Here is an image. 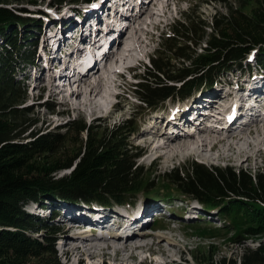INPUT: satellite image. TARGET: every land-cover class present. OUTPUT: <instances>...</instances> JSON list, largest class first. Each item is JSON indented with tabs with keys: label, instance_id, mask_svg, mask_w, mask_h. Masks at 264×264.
Wrapping results in <instances>:
<instances>
[{
	"label": "trees",
	"instance_id": "trees-1",
	"mask_svg": "<svg viewBox=\"0 0 264 264\" xmlns=\"http://www.w3.org/2000/svg\"><path fill=\"white\" fill-rule=\"evenodd\" d=\"M14 1L23 0H0V264H61L54 239L42 242L29 235L40 222L26 208L50 198L81 196L125 204L139 196L160 193L193 196L215 201L231 226L217 230L233 231V241L264 238V168L252 174L231 166L210 169L193 163L151 181L154 172L145 173L144 167L137 165L141 154L128 149L126 141L137 127L130 120L104 134L91 130L83 121L66 125L70 133L37 130L39 120L29 119L32 111L21 108L28 87L19 80L18 72L34 62L38 44L36 39L32 42L35 36L31 29H40L41 21L23 17L19 14L23 10L9 8ZM215 1L223 3L227 15H215L207 23L196 10L183 12L170 27L171 33L162 36V52L155 54L152 68L138 86V94L143 95L146 105L154 106L152 109L169 99H184L204 85L211 86L226 70L242 67L252 48L260 47L259 59H263L264 0H257V8L250 14L242 9L251 0ZM199 44H207L203 52L191 47ZM47 107L55 110L52 104ZM84 133L88 139L71 151L73 155H67L75 134ZM71 169L70 175L55 178ZM56 233L52 231V236ZM194 259L200 261L198 256ZM240 260V264H264V242L256 250L245 249ZM216 264H238V260L227 263L223 259Z\"/></svg>",
	"mask_w": 264,
	"mask_h": 264
},
{
	"label": "rangeland",
	"instance_id": "rangeland-1",
	"mask_svg": "<svg viewBox=\"0 0 264 264\" xmlns=\"http://www.w3.org/2000/svg\"><path fill=\"white\" fill-rule=\"evenodd\" d=\"M54 1L55 0H23L21 3H15V1H14L13 4L10 5L9 8L17 9V10L19 9V10L25 11L23 13L21 12V14L24 17H30V16H32V14H40L41 17L45 20V24L41 28L40 33H43V31H46L48 37L52 36V34L57 33L56 34L57 38H59L60 33L65 32L67 34V32H69L70 30L75 32V30H76L75 26H73V25L69 26L70 29H66V27L68 26L69 22H71V20H74L76 24L82 23L83 20L80 19V17H79V15H81V13H83V17L87 21L89 17L94 18L96 16L95 13H98L99 10H101V11H99L101 13V15L104 14L102 12V10H104V12L106 13L105 9L108 11V8H109V6H107V4H106L107 2H110L111 6H113V3H114V0H104L102 2H101V0H92L93 2H91V3H87L86 0H84V2H81V1H83V0H81L78 3H75L73 0H66L65 2H62V3L54 2ZM256 2H257V0H251L249 3H247L245 9L244 8L242 9V11L244 13H247V14L254 12V10H256V8H257V7H255V5H258V3H256ZM259 5L262 6L263 3L261 2V3H259ZM94 7L96 8V10L94 12L93 11H89V12L87 11L88 9H92ZM164 7H165V2H162L160 5V8L163 9ZM144 8L147 9V6ZM166 10L168 11V14L167 13L164 14V16H163L164 18L159 16L158 14H154V18L152 19L153 22L154 21H156V22L162 21V23L159 25H156L155 28L148 26V24L145 22L146 25H144L143 28L145 27L150 31V32H148L145 30V32L142 33L145 42L142 40L143 39L142 36H141L142 38H140V36H138L139 34L138 35L136 34V36L131 37L130 40L133 39L132 43L134 45H136L137 47L134 50L135 52L133 51L134 54L132 53L133 58H134L132 63H127L126 65L137 66V63H138L137 59L138 58H141L142 61H144V56L146 54L152 55L155 51V48L162 50L163 39L160 36L163 33H168L170 27L174 24V21L176 19H181V17H182L181 12L189 13L191 10H196L198 17H201L207 23H210L212 21L213 17H215V15L221 14L222 16H225L228 14V9H226V7L223 5V3L222 2H216L215 0H170L167 4ZM166 10H164V13ZM153 11L157 12V13H161V11L159 9H155ZM151 14H152L151 10H146L143 18H145V20H147ZM149 22L151 23V21H149ZM99 24L100 23L98 22V25ZM151 24H153V23H151ZM98 25H97V27H98ZM140 28H142V27H140ZM156 29H158V31H156ZM143 31H144V29H143ZM209 31L210 30H208L207 33ZM147 33H150L151 36H149V35L147 36L146 35ZM44 34L45 33H43L42 36H38L39 37L38 41L40 43H42V38H43ZM33 35H36V34L33 33ZM67 35H69V34H67ZM32 41L35 42V39ZM49 42L50 41H47V43H49ZM22 43H24V42H22ZM84 45H87V43H85ZM124 47L126 48L128 46H124ZM191 47L194 48V50L197 52H202L207 47V44L206 45L201 44L198 46H191ZM258 49L259 48H257V50ZM160 52H162V51H160ZM42 59L43 58L40 57L39 61H41ZM51 65L53 68H56V66H58L57 64H54V63H51ZM144 65H147V64L145 63ZM186 65H188V64H186ZM121 67L122 66H119L116 68H121ZM147 67L148 66H146V69H145V67H139V70H137L135 73L138 76H140V78H144L145 76H143V74H146L147 69H148ZM39 72L42 75L41 76L42 78L40 80H37V78L34 76V70H32V69L30 71H26L25 74H22V75H25V85L28 87V89H27V94H26L27 99H26L25 103L21 106V108H23V109L27 108V109L32 111L31 115L28 117L29 119L39 120L40 124L38 125L37 130L43 129V131H47L50 129L53 132H56L58 130V132L61 131V132L65 133V132H69L65 128L66 125L70 126L73 122L83 121L87 124V126L91 130L94 129L96 132H100V133L104 134L106 132V130H112L115 127L119 126V124H121L123 121L128 119V117L131 113L136 112V109L138 110L137 105L135 104V102L132 99H130L128 97H124L125 102L122 106L123 107L122 108V114H119L114 118H112L111 116H106L107 114L106 115L100 114L96 117L93 116L97 120L95 122H92L93 125H90L91 120L93 119L91 116V109L90 108L88 109L85 105L84 106L81 105L80 110H74L73 109V106H72L73 103L72 102H75L78 100H77V98L72 99L70 97V87L63 88V87H60V85L56 84V86L54 88L55 91L51 90V94H53V95L48 100V97L50 96L49 89H51V86L47 82L48 81V77L46 75L47 72H46V70H44V71L41 70ZM116 79H118V76L115 72L109 75V80H110L109 84L110 85H109L108 92H107V96L109 97V99L111 97H113V96L109 95V91L113 92L114 90H116L118 88V84L120 83V82L114 83V81ZM119 81H121V80H119ZM255 81L256 82L253 84L254 87H259L260 89L264 90V83H262L263 79L258 77ZM94 82H95V80H94ZM123 82H124L123 85L128 84V85H125L126 88H123V90L127 92L128 90H130V88H129L130 87L129 84H131L130 79L128 77H124ZM218 90H220V86L215 87L212 91H203L202 93H206L208 95H211L213 93H217ZM239 90H241V89L239 88ZM235 93H236V97L233 98V96H231L229 98L228 102L236 105L238 92H235ZM129 95H131V94H129ZM243 95H244V93L242 94V96ZM39 97H42V99H39ZM137 97L139 98V95H137ZM82 99H83V97H81V101H82ZM67 100H68L69 104L68 103L65 104ZM173 102H175V101L171 100V99L166 101V102H163V103H161L159 109H156V110L152 109V108H154V106H152V108H151L149 105L143 104V107L141 108L142 110L141 109L139 110L140 115L143 117L141 119H140V117H138L136 119V121L138 122L139 120H143L144 118L147 119L145 117L147 111L159 112V111H162L164 109L162 112L163 114H173V111L178 108L176 105L175 106L173 105ZM218 102H219V99L215 102V105H217ZM48 103H52V105L55 106V110L53 112L50 111L49 108L47 107ZM187 104L189 106H192V101L190 100ZM224 104L226 107V103H224ZM108 105H109V103H108ZM108 105H106L104 108L107 109ZM218 106H220V104H218ZM225 107H223V109H225ZM130 108H132V110ZM160 108H161V110H160ZM185 108L188 109V106H185ZM157 114H159V113H157ZM187 114H188V111H187ZM157 116H158L157 122L160 123V119L162 118V115H157ZM159 116L161 117L160 119H158ZM178 116H181V114H177L176 117H178ZM246 116H248V114ZM153 123H154V119H153ZM163 125L164 124H161L162 127H163ZM147 128L148 127H145L141 131L138 128L139 130H137L135 133L130 135L131 137L128 138L126 143L128 144V149L130 151H133L134 154H142L143 158H141L139 160V165L144 167L145 173L148 171L154 172V173H152L153 176L151 178H153V179L151 181H153V180L157 181L158 179L161 180V178L163 179L165 174L172 171V169L178 168V169L184 170V169L188 168L190 165H192L193 163L205 164L208 167L232 166L236 170L241 169V170H244L245 172L246 171L251 172L252 174L257 173L258 171H260L264 168V145H263L264 143L258 144V142H261V141L264 142V137L263 138L260 137V133L258 134V128L257 127H254L255 129L253 130V134L255 135V137H253L254 139L251 136H248L250 133H249V131H247V133H249V134L244 136V140L241 143L239 151L230 152L229 150H227V149H229V146L227 148V145H220L219 144V146L217 148V145L213 144L212 146H210V143H208L207 147L204 148V153H206V157H205V155H200L201 153L199 155L193 154V153H198V151H196L197 150L196 147H192L190 149H187L184 146L181 147L179 145L181 143V141H180V143H178V142L173 143V144L171 143V145H169L170 148H158V150H156L158 144H165L166 143L165 138L162 136L160 137V135H159V137L143 136L142 133L147 131ZM185 128L186 127L184 126V129ZM149 129H151V128H149ZM259 129L264 131L262 126H260ZM70 132H71V130H70ZM155 132L156 133L164 132V129H156ZM209 133H214V132L207 131L206 135H208ZM201 135H203V138L206 136L205 134H201ZM73 136H74V134H73ZM141 136L145 139L146 143L148 142V140H150V141L154 140V144L152 145L151 148L149 147V149L148 148L145 149L146 145L143 142ZM150 137H152V138H150ZM189 138L191 140L190 142H192V141L198 142L200 139L199 136H196V137L190 136ZM87 139H88L87 133L81 134V136H78V137H76V134H75L73 144H72V141L69 142V144H68L67 148L70 151L67 152V155H69V154L73 155V153L71 151L74 149H78V146L81 143V141H83V140L86 141ZM28 141H25V142H28ZM254 141H255V143H254ZM250 143H253V146ZM166 144L168 145V143H166ZM232 144L236 146L235 142H233ZM178 146H180V147L178 148ZM212 147H214L215 150H217V152L213 156L215 158V160L212 159L210 153H207ZM261 147H263V151L258 152L257 149H259ZM139 149H142V150L145 149L144 150L145 153H141V151ZM173 149H175V151H171ZM202 150H203V148L199 149L200 152H202ZM252 150H254V151H252ZM221 152L223 154H221ZM238 153H239V156H238ZM158 156H162V158L158 159ZM244 157L247 158L248 160H246ZM156 159H158V160H156ZM173 159H174V161H173ZM155 163H157V164H155ZM72 171H73V169L65 171V172H59L57 175L55 174L56 175L55 178L59 179L61 177H65L66 175H70L72 173ZM143 178H145V176ZM160 188L161 187H157V189H159L161 191L162 189H160ZM162 194L163 193H160V195H162ZM57 203L58 202H53L52 205H58ZM26 211H27V213H30V211H31V213L32 212L33 213H39L40 212V210L37 209L36 207H30V206L26 208ZM40 213L42 215L49 216L48 214L50 212L47 211L46 213H43V212H40ZM211 214L212 215H209L206 213L201 214L203 216V218H205V220L208 222H205V221H203V222H192V220H190V219H186V218L184 219V215L182 213H177L176 216L173 215V217L179 219V220H176L177 224L175 225V227H178L179 229L173 230V231L171 229H173L174 226H171L168 223L151 224V228H153V229L154 228L156 229V227L157 228H163L165 230L170 229V231H168V232L163 231V234L165 237H167V238L169 237V241H170V239H171V241L175 240L174 242H176L178 244V247L173 250L170 257L162 256L157 250L158 247H154L153 250H151V251L149 250L150 252L144 251L143 254L135 252L137 255L136 259L129 260L128 256H127L124 259L127 263L124 262L123 264H140V262H142V260H144L145 258H146L145 260L147 261V263H145V264H172V263H177V264H211L213 262H215V264H216L217 262H220L223 259H227V263H230V261H236L237 262V260H238V264H240L241 263L240 257L244 253L245 249H247V248L252 249V250L257 249L259 247V244L261 242H264V238H262V237L243 238L239 243L236 241H233L232 240L233 235L230 234L233 231H231V232H226V231L219 232L217 229H213L215 227H219V226L223 225V221H220L219 210L215 209L211 212ZM48 226H50L51 229H49L47 231H45V230L41 231V227H38L37 229H33V231L31 233H29V235L32 236L33 238L37 239L38 241H42V242L46 241L47 239H50V240L54 239L53 242H54V247H55V251H56V258L59 260V262L61 264H78V262H77L78 260L79 261L84 260V264H102L100 259H99L100 260L99 261L98 259H94V258L88 257V256L83 257L81 259V257L79 255L75 254V256H73V254L69 251L72 248H71V245H69L68 243H67V245L65 244L66 239H69V238H65V237L68 235L72 236L71 230H73L74 228L70 229L69 231H66V228L67 227L70 228V226L66 227L62 222H60V219H57V220L54 219V220L50 221ZM54 228H57L59 230V232L56 233L55 236H52V231H56ZM163 229H161V231ZM216 233H218V234L216 235ZM214 236H215V238H211ZM244 240H248V242L246 244H243L242 242H244ZM90 242L87 243V244H89L88 246L92 245ZM130 242H132V241H130ZM148 249H150V248H148ZM165 249H169V243L168 242L165 243ZM139 250H142V249H139ZM63 251L64 252L69 251L67 259L62 255ZM136 251H138V250H136ZM111 253L114 254L113 252H111ZM149 255H151L150 258H149ZM195 256L200 257L199 262H197L194 259ZM114 259H115V256L112 255V259L108 260L107 264H119L120 263V262L118 263V261H114ZM79 263H81V262H79Z\"/></svg>",
	"mask_w": 264,
	"mask_h": 264
},
{
	"label": "bare ground",
	"instance_id": "bare-ground-1",
	"mask_svg": "<svg viewBox=\"0 0 264 264\" xmlns=\"http://www.w3.org/2000/svg\"><path fill=\"white\" fill-rule=\"evenodd\" d=\"M117 2V1H116ZM138 2L139 0H126V5L128 7H135L136 10L138 11V14H140V23L143 24L146 22L145 18H143V13H144V10H143V5L144 4H147L146 0H142L140 1V6L138 5ZM107 6H110V2H107L106 3ZM98 5V4H97ZM102 6V5H101ZM102 8V7H101ZM96 8H92L91 11H95ZM101 11V10H99ZM105 11L107 12V10L105 9ZM110 14H118L119 16V19L122 18V17H125L126 15L121 11L119 10V7L117 5H114L113 8L109 11ZM90 14V13H89ZM97 14V13H95ZM166 14V13H165ZM79 15V14H78ZM86 15V14H85ZM91 16V15H90ZM93 16V15H92ZM86 17V16H85ZM94 17V16H93ZM106 17H108L107 14H104L103 16L100 15L98 13V17L97 19H94L92 22H91V25H92V29H90V33H91V37H93L94 34H96V32H99V28L97 27L98 25V22L100 21H103L105 20L106 22H111L113 20L114 17H111L109 19H106ZM154 17L151 16L150 17V21L151 23H153L152 19ZM164 18V17H163ZM87 19V18H86ZM86 21V20H85ZM78 22V21H77ZM147 23V22H146ZM162 21H158V23H156L157 25L158 24H161ZM90 25L87 23V22H84L81 27H82V31L83 32L84 30H86ZM44 29V28H43ZM42 29V30H43ZM62 29V28H61ZM71 32V33H70ZM57 34V33H56ZM69 34V35H67ZM66 35H63L60 37V40L57 42L59 48H61L62 46H65L71 39V37L73 36H77V33L76 31H72L70 30L69 32H67ZM135 35H131L130 36V39L132 36H136V34H138V32H135L134 33ZM127 36V35H126ZM82 41V38L80 37L78 40H77V43H80ZM121 45V44H120ZM133 51L131 48H127V50H121L118 52V56L117 57H112L110 56V53L108 54H105V60L108 58V61L106 62L107 65L105 66L106 70H105V73L103 75H100V71L98 69L97 73L94 75V78H95V82L93 83L91 81V77L90 76H87V77H82L81 78V82H77V85H75V83L70 84L69 87H70V97L73 99L77 98L78 101H75V102H72V106H73V109L74 110H80L81 109V105L82 106H86L88 109L90 108L91 109V116L93 117H96L98 116L100 113H102L104 111V107L108 104L107 101L109 99V97L107 96V92H108V88H109V83H110V80H109V75L114 73L115 72V69L116 67H119V66H123L125 65V63H132L133 61ZM79 54V58H81L83 56V53H80V52H76ZM108 66V67H107ZM36 77L39 79H41V75L38 74L36 75ZM79 83V85H78ZM76 86V87H75ZM75 87V88H74ZM84 88V89H83ZM242 91V90H241ZM111 92L112 91H109V95H111ZM55 93V92H54ZM113 96V95H111ZM81 97H83L82 101H81ZM195 99V98H194ZM80 100V101H79ZM65 103V102H64ZM69 104L68 100L66 101L65 104ZM175 106V105H174ZM178 108H182V110H185L186 108L182 107L181 105H176ZM170 107V106H169ZM233 108L232 105H228V109L231 110ZM216 109H219L218 107ZM142 110V109H141ZM185 111H188V109H186ZM147 111L146 112V115L145 117L148 118L149 115L150 117L152 116L153 114V117L151 118V122H150V125L148 126H144L142 125L140 127V131L143 130L145 127H148L147 128V131H145L144 133H142L143 136H155V137H159V135L157 134H153V129H164V133H172L174 132V129H179L178 126H181L182 128L184 127V123L182 122H179V121H174V114H163L162 112H160L159 114H157L158 112L154 111ZM157 115H162V118L159 116L158 119H160V123L157 122ZM223 115V114H222ZM227 118H232V114H227L226 115ZM179 117V116H178ZM222 118H224L223 116L221 117L220 120H222ZM153 119H154V123H153ZM238 119H227V121H237ZM145 118L144 120L142 121L143 124H146L145 122ZM167 123V125L165 123ZM174 123L176 124L175 126H170V124ZM223 125H226L227 122L226 121H223L221 122ZM264 121L262 120V123L260 122H255L253 123L252 125H246V126H249L248 127V130L250 131V134L249 136H251L252 138L255 137V135L253 134V131L252 129L254 127H257L258 128V134L260 133V137H264V131L260 130V126H262L263 130H264ZM161 124H164L163 127L161 126ZM134 125V124H133ZM228 125L231 126V123H229ZM135 128V127H133ZM151 128V129H149ZM190 128H194V127H190ZM184 129V128H183ZM133 130V129H132ZM224 131V132H223ZM132 132V131H131ZM183 132V130H182ZM180 132V133H182ZM185 135V134H184ZM206 135V134H205ZM247 135V133H241V134H235V133H230L226 130H222V132H218V133H209L208 135H206L204 138H203V135H201V132L198 133L196 136H199L200 139L198 142H195V141H192L190 142V138L189 140H185L183 142H181L179 145L182 147L184 146L185 148L187 149H190L192 147H196L198 151V153H193V154H200V155H205L206 157V153H204V148L207 147L208 143H210V146H212L213 144H220V145H227V148L229 146V150L230 152H235V151H239L240 150V146H241V143L243 142L244 140V136ZM164 137L165 138V142L168 143V145L165 143V144H158L157 145V149L158 148H170L169 145H171V143H177L176 141H174L173 139H170V137L166 136V135H160V137ZM195 136V137H196ZM259 136V135H258ZM257 136V137H258ZM142 137V136H141ZM154 137V138H155ZM152 138V137H150ZM251 138V139H252ZM149 139V138H148ZM254 139V138H253ZM261 139V138H260ZM142 140L143 142L145 143V149L149 147L151 148L152 145L154 144V140H148V142L146 143L145 139L142 137ZM197 140V139H196ZM252 141V140H251ZM235 142L236 143V146L233 145L232 143ZM245 142V141H244ZM161 143V142H160ZM255 143V141H254ZM257 143V142H256ZM262 144L264 143L263 141L261 142H258V144ZM252 144L253 146V143H250ZM247 145V144H246ZM264 145V144H263ZM178 146V148L180 147ZM248 146V145H247ZM249 147V146H248ZM200 148H203L202 152L199 151ZM218 148V146H217ZM244 148V147H243ZM253 148V147H252ZM257 148V147H256ZM144 149V150H145ZM255 149V148H254ZM209 150V149H208ZM245 150V149H244ZM256 150V149H255ZM171 151H175V149L171 150ZM195 151V152H196ZM210 151H214L213 148H211L207 153H209ZM222 151V150H221ZM226 151V150H225ZM246 151V150H245ZM250 151V150H249ZM254 151V150H252ZM258 152H261L263 151V147L257 149ZM223 152V151H222ZM221 152V154H223ZM247 153V152H246ZM245 154V153H244ZM252 154V153H251ZM211 156H214V154H210ZM225 155V154H224ZM236 155V154H235ZM254 155V154H253ZM220 156V155H219ZM238 156H239V153H238ZM237 156V157H238ZM157 157V156H156ZM204 157V156H203ZM204 157V158H205ZM229 157V156H228ZM250 157V156H249ZM248 157V158H249ZM162 156H158V159H161ZM175 158V157H174ZM245 158V157H244ZM156 159V160H158ZM242 159V158H241ZM246 160H248L247 158H245ZM155 160V161H156ZM208 160V159H207ZM174 161V159H173ZM154 164V163H153ZM157 164V163H155ZM154 166V165H153ZM148 171V170H147ZM77 220V219H76ZM130 221V220H129ZM118 224H120L119 222H117ZM95 225V228H93L91 231H86V232H81L80 233V236L78 237V239L76 241L77 242V245L69 250L73 256H75V254L79 255L81 257V259L83 257H92L94 259H100L101 261H103L104 264H107L108 263V260L112 259V253L113 252L115 254V259L114 261H118L119 264H123L124 262H126L124 259L128 256V259L131 260V259H136L137 255L135 254L136 250H139V249H144V248H150L149 250H153L154 247H158V252L162 255V256H167V257H170L173 250L176 249L178 247V244L176 242H174L175 240L169 241V237H165L164 235H159L155 238H153L154 240L157 239V242L153 245V246H150L149 244L147 243H144L147 239H151L149 238L150 236V233H145L144 229L145 228H140L138 231L136 232H133V233H129L125 236V238H121L122 235L119 234L118 232H112L110 234V236L112 237L110 240H107L105 239L104 235L101 234V232L103 231V228H101L99 225L97 224H94ZM87 226L85 225H79V224H73L70 226V228H66V231H69L70 229H80V230H85ZM92 233L90 235H88V233ZM131 235H137L139 236L140 238L138 239V242H142L144 244H140L139 246L137 245H134V240H130L129 238L132 237ZM90 236V237H89ZM71 236L68 235L66 236L65 238H70ZM71 239V238H70ZM91 241V242H90ZM132 241V242H130ZM88 242H90L91 246H88L89 244H87ZM168 242L169 243V249H165V243ZM136 244V243H135ZM139 247V248H138ZM156 250V249H155ZM69 251H67V254H69ZM114 258V257H113ZM128 261V260H127ZM113 262V261H112ZM130 262V261H129ZM128 262V263H129ZM127 263V262H126ZM147 263L146 260H142V262H140V264H145Z\"/></svg>",
	"mask_w": 264,
	"mask_h": 264
}]
</instances>
